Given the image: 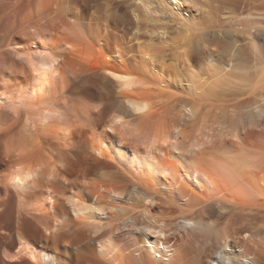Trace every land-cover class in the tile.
Wrapping results in <instances>:
<instances>
[{
    "label": "bare ground",
    "instance_id": "obj_1",
    "mask_svg": "<svg viewBox=\"0 0 264 264\" xmlns=\"http://www.w3.org/2000/svg\"><path fill=\"white\" fill-rule=\"evenodd\" d=\"M212 1L0 0V264H264V0Z\"/></svg>",
    "mask_w": 264,
    "mask_h": 264
},
{
    "label": "rangeland",
    "instance_id": "obj_2",
    "mask_svg": "<svg viewBox=\"0 0 264 264\" xmlns=\"http://www.w3.org/2000/svg\"><path fill=\"white\" fill-rule=\"evenodd\" d=\"M253 1V0H252ZM252 1L251 0H213L212 1V5H213V8H214V11H215V15H216V19H215V24H220V25H227L226 23H228L227 21H225V17H224V15L226 14V12L230 9V10H233L234 12H235V15L236 16H238L239 18H243V16H244V14H246V12L248 11V9L249 8H254V6H255V8H256V6L257 5H255L256 4V2H254V3H252ZM243 2V3H242ZM241 3V4H240ZM248 3H250V4H248ZM252 3V4H251ZM259 3V2H258ZM257 3V4H258ZM248 5V6H247ZM251 6V7H250ZM229 10V11H230ZM224 21V22H223ZM221 22H222V24H221ZM225 23V24H224ZM222 25V26H223ZM250 48H248L247 50H245V52L246 53H243L244 54V56H243V54H242V58L241 59H243L244 57L247 59V60H249V61H251L252 59L251 58H254V60L256 61V59H258V60H260V58H264L263 56H264V53L262 54H260V56H258V57H260V58H257V56H256V54H253L254 53V51L253 50H249ZM215 52H217V53H219L220 55H222V56H224L225 58H230L231 57V53H230V50H233L231 47H226V48H220V47H218V48H216V47H214V49H213ZM252 54H251V53ZM263 52V51H262ZM247 56H246V55ZM253 55V56H252ZM249 56V57H248ZM251 57V58H250ZM255 57H256V59H255ZM245 58H244V60L243 61H246L247 62V60H245ZM254 60H252V61H254ZM262 60V59H261ZM249 61H248V64H253V62L251 61L250 63H249ZM245 98V97H244ZM210 134H213V132L212 133H210ZM196 143H195V146H194V148L196 149V150H199V151H203V150H208V149H211V147L213 146V145H217V144H220V142H221V144H223L224 145V143H225V146H228V147H237V145H234L233 143H232V140L230 139V138H228V137H221L220 136V133H219V131H216V133H215V137H213L212 139L211 138H207L206 136H199L198 138H197V141H195Z\"/></svg>",
    "mask_w": 264,
    "mask_h": 264
},
{
    "label": "snow or ice",
    "instance_id": "obj_3",
    "mask_svg": "<svg viewBox=\"0 0 264 264\" xmlns=\"http://www.w3.org/2000/svg\"><path fill=\"white\" fill-rule=\"evenodd\" d=\"M118 79L120 78V77H117ZM157 235H159V234H157Z\"/></svg>",
    "mask_w": 264,
    "mask_h": 264
}]
</instances>
